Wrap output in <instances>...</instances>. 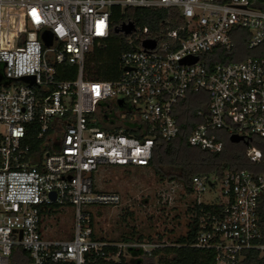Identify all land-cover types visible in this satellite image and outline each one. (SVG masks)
Segmentation results:
<instances>
[{
    "label": "built area",
    "instance_id": "1",
    "mask_svg": "<svg viewBox=\"0 0 264 264\" xmlns=\"http://www.w3.org/2000/svg\"><path fill=\"white\" fill-rule=\"evenodd\" d=\"M256 2L0 0V264H13L19 249L28 253L27 264H81L85 252L103 255L108 242L91 238L82 206L117 205L121 196L98 187L93 174L105 166H147L156 140L181 133V102L190 94L197 103L187 122L188 143L218 153L231 135L242 136L238 143L250 165L194 175L184 188L196 225L192 246L212 249L214 264H241L248 250L264 254V54L218 60L242 38L238 30L246 33L247 49L264 45V9ZM113 7L175 9L181 23L161 37L132 22L119 75L85 79V56L109 37ZM44 31L51 33L50 45L41 39ZM145 39L155 46L143 47ZM189 57L197 60L183 62ZM64 62L75 67L74 78L57 77L67 72L59 67ZM118 99L139 116L125 120L115 113L113 119ZM34 140L41 141L36 148ZM50 205L74 207L72 239L45 236L40 209ZM163 244L116 246L148 255Z\"/></svg>",
    "mask_w": 264,
    "mask_h": 264
},
{
    "label": "trees",
    "instance_id": "2",
    "mask_svg": "<svg viewBox=\"0 0 264 264\" xmlns=\"http://www.w3.org/2000/svg\"><path fill=\"white\" fill-rule=\"evenodd\" d=\"M222 1V0H217ZM256 6L264 9V0H257ZM112 30L108 38L104 39L99 45H95L92 50L86 54L83 68V77L88 80H113L121 72L120 54L129 50L130 46L124 41V38L114 32V28L126 21H132L135 25L148 26L153 34L165 36L168 29H173L181 23V18L175 9L152 10L147 8H126L121 11L118 7H113L111 15ZM242 38L235 39V47L230 52L222 51L218 55V60L229 61L241 60L250 56H260L264 54V45L254 50L245 47V31L238 30ZM64 67L66 74H58V78H74L75 67L70 63L64 62L59 65ZM197 97L188 95L182 102V131L174 139L165 142L156 140L152 158L147 166H151L154 173L161 179L179 180L186 190L190 189L191 179L194 175H203L209 173L222 174L225 170L249 168V162L245 156V145L242 143H232L225 141V147L222 152L212 153L207 150L192 146L188 143L187 137L190 132V126L187 123L194 114ZM122 126L121 124L116 125ZM37 127L36 124L28 126L29 132ZM134 132L133 128H128L126 132ZM41 141L34 140L32 145L36 148ZM258 146L260 143L253 139ZM56 206V205H55ZM48 208H41L40 211H46ZM49 211V210H48ZM89 214V224L92 226V214L90 211H84ZM133 231L130 235H122L121 242H135ZM144 236L139 234L135 239L143 240ZM94 240L106 241L108 245L102 247L103 255L93 251L84 253V261L81 264H214V252L212 249H202L192 246L196 238V225L190 220L188 230L185 234L175 237L167 244L155 247L150 254L142 252L141 248L125 247L121 250L116 246V242L107 241L103 237H96L91 233ZM149 238V237H148ZM157 241L159 239H149L147 242ZM119 251L118 256L114 257ZM16 251H14V254ZM13 254V255H14ZM19 264H27L29 255L24 250L19 249L16 253ZM130 256V258L127 257ZM17 264V263H16ZM45 264H75L68 262H48ZM241 264H264V254L260 255L258 251L248 250Z\"/></svg>",
    "mask_w": 264,
    "mask_h": 264
},
{
    "label": "rangeland",
    "instance_id": "3",
    "mask_svg": "<svg viewBox=\"0 0 264 264\" xmlns=\"http://www.w3.org/2000/svg\"><path fill=\"white\" fill-rule=\"evenodd\" d=\"M124 38L123 33H116ZM233 60V57L230 58ZM115 113L123 119H135L139 113L130 108L113 106ZM94 182L103 190L118 192L121 201L117 205H83V211L92 214L93 233L107 241L123 243L122 235H143L144 241L159 239L169 243L185 234L191 220V197L179 180L161 179L151 166L101 167L93 174ZM42 213L45 236L51 239H72L74 236V207L50 205ZM49 206V207H50ZM149 237V238H148ZM134 238L135 241H137ZM142 241V240H141ZM130 258L129 255H127ZM16 254L13 264H19Z\"/></svg>",
    "mask_w": 264,
    "mask_h": 264
},
{
    "label": "water",
    "instance_id": "4",
    "mask_svg": "<svg viewBox=\"0 0 264 264\" xmlns=\"http://www.w3.org/2000/svg\"><path fill=\"white\" fill-rule=\"evenodd\" d=\"M133 29H134V24L132 23V21H128V22H123L119 26L115 27L114 28V32L115 33L128 34ZM41 39H42V41L44 42L45 45H50L51 44V40H52L51 33L49 31H44L41 34ZM155 44H156V41L154 39H145V40L142 41V46L145 47V48H153L155 46ZM196 60H197V57H189V58L184 59L183 62L191 63V62H195ZM22 79L25 80V81H30V82L34 81L32 76H25V77H22ZM0 80H1V78H0ZM8 81H9L8 78L4 79V82H8ZM117 103H118L119 106H122L123 105V100L122 99H118ZM229 140L231 142H233V143H238L240 141H243V137L242 136H238V135H231ZM244 143L247 144V141L244 140ZM50 197L52 199L55 198L54 192H52L50 194Z\"/></svg>",
    "mask_w": 264,
    "mask_h": 264
},
{
    "label": "flooded vegetation",
    "instance_id": "5",
    "mask_svg": "<svg viewBox=\"0 0 264 264\" xmlns=\"http://www.w3.org/2000/svg\"><path fill=\"white\" fill-rule=\"evenodd\" d=\"M121 107V106H120ZM121 108H123V107H121Z\"/></svg>",
    "mask_w": 264,
    "mask_h": 264
},
{
    "label": "crops",
    "instance_id": "6",
    "mask_svg": "<svg viewBox=\"0 0 264 264\" xmlns=\"http://www.w3.org/2000/svg\"><path fill=\"white\" fill-rule=\"evenodd\" d=\"M43 208H45V207H43Z\"/></svg>",
    "mask_w": 264,
    "mask_h": 264
}]
</instances>
